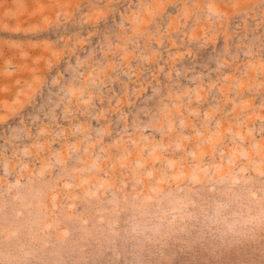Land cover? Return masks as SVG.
I'll return each mask as SVG.
<instances>
[{"label":"rangeland","instance_id":"rangeland-1","mask_svg":"<svg viewBox=\"0 0 264 264\" xmlns=\"http://www.w3.org/2000/svg\"><path fill=\"white\" fill-rule=\"evenodd\" d=\"M0 264H264V0H0Z\"/></svg>","mask_w":264,"mask_h":264},{"label":"clouds","instance_id":"clouds-1","mask_svg":"<svg viewBox=\"0 0 264 264\" xmlns=\"http://www.w3.org/2000/svg\"><path fill=\"white\" fill-rule=\"evenodd\" d=\"M213 14H215V13H213ZM210 115V114H209ZM171 127V126H170ZM178 147H179V145H178ZM153 158H159L157 155H156V151H154L153 152ZM170 163V166H171V164L173 163V162H169ZM139 166H142V165H139ZM149 175H151V173H149Z\"/></svg>","mask_w":264,"mask_h":264}]
</instances>
